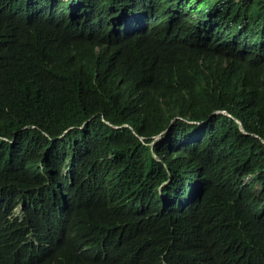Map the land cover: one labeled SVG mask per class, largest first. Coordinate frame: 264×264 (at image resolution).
Here are the masks:
<instances>
[{"label": "trees", "instance_id": "16d2710c", "mask_svg": "<svg viewBox=\"0 0 264 264\" xmlns=\"http://www.w3.org/2000/svg\"><path fill=\"white\" fill-rule=\"evenodd\" d=\"M0 264H264V0H0Z\"/></svg>", "mask_w": 264, "mask_h": 264}, {"label": "clouds", "instance_id": "9594fccd", "mask_svg": "<svg viewBox=\"0 0 264 264\" xmlns=\"http://www.w3.org/2000/svg\"><path fill=\"white\" fill-rule=\"evenodd\" d=\"M190 124H191V126H190V133H191V135L193 137H195L199 133V131L201 129V126L203 124V121H200V120L199 121H191ZM194 124H199V128H198L197 131L194 130V127H193Z\"/></svg>", "mask_w": 264, "mask_h": 264}, {"label": "bare ground", "instance_id": "6f19581e", "mask_svg": "<svg viewBox=\"0 0 264 264\" xmlns=\"http://www.w3.org/2000/svg\"><path fill=\"white\" fill-rule=\"evenodd\" d=\"M197 126H199V124H196Z\"/></svg>", "mask_w": 264, "mask_h": 264}]
</instances>
